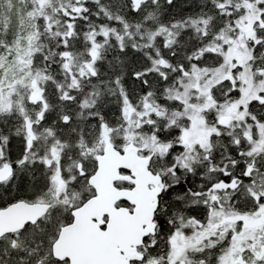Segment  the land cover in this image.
<instances>
[{"label":"snow or ice","instance_id":"1","mask_svg":"<svg viewBox=\"0 0 264 264\" xmlns=\"http://www.w3.org/2000/svg\"><path fill=\"white\" fill-rule=\"evenodd\" d=\"M0 264H264V0H0Z\"/></svg>","mask_w":264,"mask_h":264}]
</instances>
